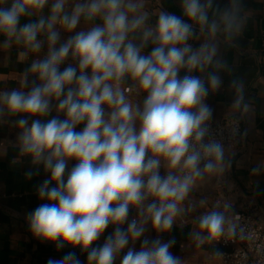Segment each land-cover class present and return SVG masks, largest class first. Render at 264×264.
<instances>
[{"label":"clouds","instance_id":"9594fccd","mask_svg":"<svg viewBox=\"0 0 264 264\" xmlns=\"http://www.w3.org/2000/svg\"><path fill=\"white\" fill-rule=\"evenodd\" d=\"M145 2L84 0L69 13L67 0H54L45 19L39 14L49 0H0L5 46L22 38L38 53L43 46L38 35L47 36L46 55L30 66L36 78L32 86L25 79L27 91L0 92V116L17 117L20 154L47 174L37 190L43 202L27 214L29 229L57 250L72 249L60 259L49 258L47 264H82L77 247L87 253V264H115L125 248L120 264H179L169 250L173 241L145 238L139 249L129 247V241L144 235L149 220L153 230H170L196 179L222 170L223 145L204 142L205 122L212 115L204 99L222 80L208 73L206 87L192 73L204 72L213 63L215 38L221 32L226 37L232 33L235 15L225 10L210 18L213 0H182V16L161 11L155 26L149 27ZM34 15V22L28 19ZM82 16L99 23L58 44L56 26L72 32ZM24 19L28 22L21 23ZM193 24L201 34L207 33L196 48L188 43L195 34ZM149 42L154 46L144 54ZM69 55L75 66L68 64L61 71ZM181 69H186L183 76ZM129 79L146 93L142 107L128 99L134 90L124 87ZM241 101L238 98L235 106ZM53 107L63 118L42 119ZM79 125L83 128L77 131ZM38 174L36 167L25 175L31 179ZM130 208L142 219L129 222ZM224 224L223 213L216 210L199 218L200 228L211 237L220 236ZM109 225L113 232L102 246H93Z\"/></svg>","mask_w":264,"mask_h":264},{"label":"crops","instance_id":"0c3cea01","mask_svg":"<svg viewBox=\"0 0 264 264\" xmlns=\"http://www.w3.org/2000/svg\"><path fill=\"white\" fill-rule=\"evenodd\" d=\"M52 2L54 0H49L39 15L47 19ZM83 2L67 0L65 11L70 13L76 3ZM181 4L182 0H146L144 10L149 13L147 26H155L161 11L182 16ZM225 10L234 13L237 26H234L228 37L223 32L217 34V54L213 63L204 72L192 74L204 80L206 87L208 73L215 72L220 76L222 84L216 90L209 89L204 103L212 109V118L240 115L242 137L236 147L224 154L222 170L204 172L196 179L189 195L181 202L182 212L176 216L178 221H174L170 230H153L149 220L145 224L144 235L136 241L130 240L128 245L131 247L134 244L139 249L140 241L145 238L173 241L169 250L178 258L179 264H218L222 249L219 236L211 237L206 229L199 226V218L209 211H220L225 217L233 212L248 210L264 227V59L260 56L259 39L260 29L264 25V0H213L210 18H218L219 13ZM37 18L34 15L28 19L34 22ZM25 22L28 21H21ZM97 23L99 20L87 21L82 16L80 24L72 32L57 25L58 44L65 42L76 31L87 30ZM193 28L195 34L188 43L196 48L207 39V33L201 34L195 24ZM37 39L43 46L40 52L34 53L25 46L22 38H13L5 46L6 37L0 34V92L13 89L27 91L25 79L29 87L32 86L36 78L30 72V66L33 61L43 59L48 49L44 32ZM135 42H140L139 33L136 34ZM153 46L149 42L143 53L149 54ZM75 63L69 55L65 64L60 66L61 71L68 64L75 66ZM184 74L186 69H181L179 75ZM126 86L134 89L128 99L142 107L146 93L136 90L130 79L126 81ZM241 97V104L236 107V100ZM57 115L63 118V114H58L53 107L49 116L42 119L46 121ZM16 119L7 114L0 116V264H47L49 258L60 259L72 249L65 246L57 250L54 244L34 237L29 229L27 214L43 202L37 199V190L47 174L42 166L32 165L30 157L20 154L19 130L14 124ZM82 128L83 125L77 126V131ZM74 163L70 162L69 168ZM36 167H39V174L33 175L31 179L26 178L25 174ZM160 173L166 174L163 162ZM148 202H151V198ZM204 202L206 205L203 207ZM133 218L142 219L136 209L130 208L128 221ZM127 226L128 222L122 228L126 230ZM113 230L114 226L109 225L93 246H102ZM126 250H122L115 264H120ZM75 251L82 264H87V253L81 252L79 247Z\"/></svg>","mask_w":264,"mask_h":264},{"label":"built area","instance_id":"2783aa9c","mask_svg":"<svg viewBox=\"0 0 264 264\" xmlns=\"http://www.w3.org/2000/svg\"><path fill=\"white\" fill-rule=\"evenodd\" d=\"M259 39L260 56L264 59V25L260 29ZM205 124L208 133L204 142H220L224 154L236 147L242 137L243 123L240 115L223 119L210 117ZM205 205L206 202L202 203L203 207ZM174 221L178 220L175 218ZM219 244L222 249L218 264H264V227L248 210L225 216L224 231L219 236Z\"/></svg>","mask_w":264,"mask_h":264}]
</instances>
